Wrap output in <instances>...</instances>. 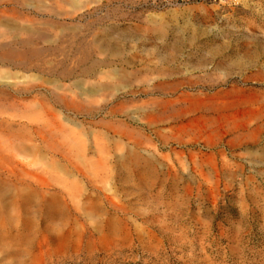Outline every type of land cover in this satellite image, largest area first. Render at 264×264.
Segmentation results:
<instances>
[{
    "label": "rangeland",
    "instance_id": "rangeland-1",
    "mask_svg": "<svg viewBox=\"0 0 264 264\" xmlns=\"http://www.w3.org/2000/svg\"><path fill=\"white\" fill-rule=\"evenodd\" d=\"M8 53L0 57V264H264V0H0V55ZM23 84L33 89L19 92ZM208 95L218 107L237 99L229 113L260 109L251 126L261 130L234 147L229 136L207 147L209 133L191 132L163 146L154 130L182 122H145L161 101L176 109ZM136 141L155 162L120 167ZM100 158L107 167L92 163ZM26 172L70 185L39 189ZM27 187L44 198L18 197ZM66 190L80 194L69 208Z\"/></svg>",
    "mask_w": 264,
    "mask_h": 264
},
{
    "label": "bare ground",
    "instance_id": "bare-ground-1",
    "mask_svg": "<svg viewBox=\"0 0 264 264\" xmlns=\"http://www.w3.org/2000/svg\"><path fill=\"white\" fill-rule=\"evenodd\" d=\"M27 9V8H26ZM12 48V47H11ZM10 53H8V54H1L0 55V57L2 58V57H5V56H8ZM12 62H14V61H12ZM15 63H22L21 61H17V62H15ZM236 65V64H235ZM236 67V66H235ZM162 81H163V79H162ZM51 82V81H50ZM9 83H11V82H9ZM8 83V84H9ZM13 83V82H12ZM20 83V82H19ZM157 83V82H156ZM168 83H170V82H168ZM32 84V83H31ZM161 84V83H160ZM158 85L159 87H161V85ZM177 84V83H176ZM3 85V84H2ZM14 85H15V83H14ZM24 85V84H23ZM51 85H53V84H51ZM169 85V84H168ZM21 86V85H20ZM57 86V85H56ZM155 86V85H154ZM153 86V87H154ZM172 86V85H171ZM177 86V85H176ZM175 86V87H176ZM6 87V86H5ZM174 87V88H175ZM17 88V87H16ZM39 88V87H38ZM54 88V87H53ZM154 88H156V87H154ZM172 88H173V86H172ZM234 88V87H233ZM31 89H33V88H31V87H27V86H23V87H21V88H19V92H28V91H30ZM161 90L163 89V88H160ZM167 89V88H166ZM18 90V89H17ZM173 90H175V89H173ZM55 91V90H54ZM177 91V90H176ZM175 91V92H176ZM234 91V90H233ZM236 91V90H235ZM228 92V91H227ZM232 92V91H231ZM242 92V91H241ZM18 93V92H17ZM179 93V92H178ZM221 93H223V92H221ZM220 93V94H221ZM234 93V92H233ZM244 93V92H243ZM203 94V93H202ZM214 94V93H213ZM246 94V93H245ZM248 94V93H247ZM14 95H16V94H14ZM193 95V94H192ZM191 95V96H192ZM210 95H212V94H210ZM217 95H219V94H217ZM225 95V94H224ZM231 95V94H230ZM243 95V94H242ZM250 95V94H249ZM202 96V95H201ZM213 96V95H212ZM253 95H251V97L249 98L250 99V101L254 98V96L252 97ZM184 97V96H183ZM189 97H190V95H189ZM188 97V98H189ZM204 97V96H203ZM185 98V97H184ZM191 98V97H190ZM189 98V99H190ZM202 97H200V98H192V100H189V104L187 105V106H183V107H180L179 106V108H173V105H172V102L174 101H161V102H159L160 104H158L159 106L161 105V106H163L162 108V111L160 112V113H158V114H148V115H146V116H144V119H145V122H146V124H148V125H156V124H159V123H169V122H171V120H173V121H180V122H182V123H180L178 126H174L173 128H172V126H170V127H166V128H161V129H157V130H154V135H155V137L158 139V140H160V142L163 144V146H165V145H169V144H172V142L173 143H178V144H182L183 142H185V140H183L184 139V137L186 136V134L187 133H189V132H191V134H193L194 135V137L195 138H199L200 139V137H203L204 135L203 134H205V133H209V134H211V132L213 133V137H209V134H207L208 136L206 137L207 138V140L205 141L206 142V145H208L207 147H209V146H211L212 144H213V141H214V139H221L223 136H229V139H228V141L226 142V144H227V146H229V147H234L235 145H240V143H243V142H245L244 140L246 139V138H248V137H254L255 136V134H257L261 129V125H256L254 128L251 126L252 124H253V122H254V120H256L255 122H257V118L259 117V115H260V109H259V111H250V110H248V111H244L245 110V108H244V112H242V113H240V112H238V113H236L235 111H233V113H229V111L230 110H232V109H234L236 106H238V105H236V103H237V99L234 101V100H228V101H225V102H223V105L221 106V107H218L217 106V103H216V106H211L212 104H211V99H212V97L210 98V96L208 95V98H210V99H201ZM205 98H207V97H205ZM215 98V97H214ZM235 98V97H234ZM234 98H232V99H234ZM181 99V98H180ZM186 99V98H185ZM225 99V98H224ZM259 99V98H258ZM177 100H178V98H177ZM219 100V99H218ZM217 100V101H218ZM239 100V99H238ZM240 100H241V103H242V101L244 100L242 97L240 98ZM246 100V99H245ZM245 100H244V102H245ZM248 100V99H247ZM246 100V101H247ZM184 101V100H183ZM186 101H188V100H186ZM186 101H184L185 103H186ZM214 101H216V100H214ZM39 102V101H38ZM72 102H75L74 100H72ZM89 102V101H88ZM175 102H176V100H175ZM179 102V101H178ZM243 102V103H244ZM248 102V101H247ZM247 102H245V103H247ZM258 102V101H257ZM40 103V102H39ZM38 103V104H39ZM77 103V102H76ZM242 103V104H243ZM256 103V102H255ZM37 104V103H36ZM43 104V103H42ZM42 104H39L40 105V108L41 107H44V106H41ZM74 104V103H73ZM240 104V103H239ZM248 104V103H247ZM33 105H35V104H33ZM33 105H31V107H33ZM184 105V104H183ZM244 105V104H243ZM242 105V106H243ZM15 106V105H14ZM20 106H21V104H20ZM37 106V105H36ZM46 106V105H45ZM49 106V105H48ZM74 106H75V104H74ZM239 106H241V105H239ZM24 108V107H23ZM46 109H47V106L45 107ZM74 108V107H73ZM79 108V107H78ZM151 108V107H150ZM207 108V109H206ZM239 108V107H238ZM262 108V107H261ZM21 109V108H20ZM43 109V108H42ZM247 109V108H246ZM251 109V108H250ZM255 109V108H254ZM47 110H51L52 111V108H51V106H49V109H47ZM75 110V109H74ZM17 111H19V110H17ZM45 111V110H44ZM50 111V112H51ZM200 111H202L203 113H205V112H207V111H211V112H217L216 114H218L217 116H215V117H203L204 115H203V113L200 115ZM53 112V111H52ZM155 112V111H154ZM198 113L199 112V116L197 115L196 117H194V118H190L191 120H189L188 122H186V123H184L183 121L186 119L185 117L187 116L186 114H188V113ZM54 113H55V111H54ZM51 114V113H50ZM210 114V113H209ZM53 115V114H52ZM59 115V114H58ZM211 115V114H210ZM48 116V115H47ZM56 117H59V116H56ZM188 117H189V115H188ZM48 118V117H47ZM49 119V118H48ZM51 119V118H50ZM52 119H54V118H52ZM184 119V120H183ZM261 119V118H260ZM4 120V119H3ZM55 120V119H54ZM54 120H53V123H54ZM56 120H59V119H56ZM183 120V121H182ZM188 120V119H187ZM45 121V120H44ZM51 121V120H50ZM41 122V121H40ZM49 122V121H48ZM259 122V121H258ZM53 125V124H52ZM46 126H48L49 127V125H46ZM50 127H55V126H50ZM59 127V126H58ZM62 127V126H61ZM25 128V127H24ZM45 128V127H44ZM56 128V127H55ZM61 129V128H60ZM58 131V130H57ZM34 132V131H33ZM53 132V134H54V131H52ZM59 133V132H58ZM37 134V133H36ZM35 134V135H36ZM39 134V133H38ZM34 135V136H35ZM58 135V134H57ZM57 135H56V137H55V139L57 138ZM153 135V136H154ZM188 135V134H187ZM38 136V135H37ZM190 136V135H189ZM212 136V135H211ZM258 136V135H257ZM53 138V137H52ZM190 138H188V140H189ZM250 139V138H249ZM249 139H247V140H249ZM41 140V139H40ZM152 140V139H151ZM188 140H187V142H188ZM194 140V139H193ZM192 140V141H193ZM225 140H227V139H225ZM254 140V139H253ZM46 141V140H45ZM56 141H57V139H56ZM149 142L150 140L148 139V138H145V140H144V142ZM190 141V140H189ZM202 141H204V140H202ZM218 141H221V140H218ZM58 142V141H57ZM60 142V141H59ZM144 142H142V141H136L135 143H132L133 144V146H132V148H130V154H128L127 156H121V157H119V158H117V160H116V162H118L119 163V165H120V167H124V166H129V167H131V166H134V167H140V166H142V165H144V166H146V168L147 167H149L150 166V163H152V155L148 158V157H142L141 155H140V153L138 152V151H144V150H141L140 148V146H141V144H143ZM191 142V141H190ZM194 142V141H193ZM222 142V141H221ZM192 143V142H191ZM200 143V142H199ZM59 144V143H58ZM198 144V143H197ZM203 144V143H202ZM217 144V143H216ZM54 145V144H53ZM61 145V147H62V144H60ZM64 145V144H63ZM81 145V144H80ZM136 145H140L139 146V148H137L136 147ZM214 145V144H213ZM13 146V145H12ZM33 146V145H32ZM55 146V145H54ZM204 146V145H203ZM9 147V146H8ZM65 147V146H64ZM135 147H136V149H138V150H136L135 151ZM154 147V146H153ZM170 147V146H169ZM27 148V146L25 147V149ZM34 149H35V147H33ZM63 148V147H62ZM23 149V148H22ZM39 149V148H38ZM173 149V148H172ZM200 149V148H199ZM31 150V149H30ZM98 150V149H97ZM155 149H153V151H154ZM222 150V149H221ZM7 151V150H6ZM9 151V150H8ZM42 151V150H41ZM175 151V150H174ZM218 151V150H217ZM16 152V151H15ZM25 152V151H24ZM37 152H38V150H37ZM39 152H40V149H39ZM46 152V151H45ZM179 152V151H178ZM199 152V151H198ZM211 153L213 152L212 150L210 151ZM216 152V151H215ZM220 152V151H219ZM221 152H223V151H221ZM226 152V151H225ZM27 153V152H26ZM150 153V152H149ZM176 153V152H175ZM218 153V152H217ZM18 154V153H17ZM28 154V153H27ZM27 154H24V155H27ZM220 154H222V153H220ZM38 155H40L39 153H38ZM56 155V154H55ZM169 155V154H168ZM175 155H177V154H175ZM15 156V155H14ZM28 156V155H27ZM42 156V155H41ZM101 156V155H100ZM221 156V155H220ZM26 157V156H25ZM24 157V158H25ZM39 157V156H38ZM40 158V157H39ZM46 158V157H45ZM102 158V157H101ZM99 159L98 161H94V162H92V163H96L97 165H99V166H101V167H107V164H109L107 161H103L102 159ZM41 159V158H40ZM78 159V158H77ZM86 159V158H85ZM106 159V158H105ZM108 159V158H107ZM106 159V160H107ZM224 159V158H223ZM79 160V159H78ZM77 160V161H78ZM109 160V159H108ZM180 160H182V159H180ZM4 161V160H3ZM9 161V160H8ZM35 161V160H34ZM77 161H76V164H77ZM154 161V160H153ZM224 161V160H223ZM81 162L82 161H80V164L79 165H81ZM155 162V161H154ZM164 162V161H163ZM166 162V161H165ZM164 162V164L167 166V162L165 163ZM212 162V161H211ZM226 162V161H225ZM7 163V162H6ZM35 163V162H34ZM30 164H31V161H30ZM29 164V165H30ZM51 164V163H50ZM74 165L75 166V169H77V171H79L78 173H80L81 171H80V169H79V167H81L82 168V166H78V165ZM89 164V163H88ZM111 164V163H110ZM163 164V165H164ZM208 164H210V163H208ZM223 164V163H222ZM9 165V164H8ZM23 165V164H22ZM26 165V164H25ZM29 165H27V166H29ZM34 165V164H33ZM38 165V164H37ZM46 165V164H45ZM52 165V164H51ZM56 165V164H55ZM161 165V164H160ZM42 166H44V165H42ZM92 166V165H91ZM90 166V167H91ZM94 166V165H93ZM171 166V165H170ZM37 167V166H36ZM51 167H53V166H51ZM56 167V166H55ZM62 167V166H61ZM208 167V166H207ZM206 167V168H207ZM225 167V166H224ZM231 167V166H230ZM239 167V166H238ZM35 168V167H34ZM44 168H45V166H44ZM93 168V167H92ZM94 168H96V167H94ZM98 168V167H97ZM110 168V167H109ZM169 168V167H168ZM167 168V170H169ZM209 168H210V166H209ZM226 168V167H225ZM5 169V168H4ZM41 169V168H40ZM55 169L56 168H54V171H55ZM104 169V168H103ZM174 169V168H173ZM211 169V168H210ZM227 169V168H226ZM61 170V169H60ZM62 170H63V172H64V174H68V170H67V167L66 166H63L62 167ZM92 170V169H91ZM98 170V169H97ZM101 170V169H100ZM109 170V169H108ZM117 170V169H116ZM179 170V169H178ZM224 170V169H223ZM71 171V170H70ZM103 171V170H102ZM150 171V170H149ZM207 171V170H206ZM210 171H212V170H210ZM220 171V170H219ZM229 171V170H228ZM12 172V171H11ZM10 172V173H11ZM74 172V171H73ZM84 172H86V170L84 171ZM90 172V171H89ZM96 172H98V171H96ZM109 172V171H108ZM129 172V171H128ZM153 172V171H152ZM156 172V171H155ZM39 173V172H38ZM54 173V172H53ZM76 173V172H75ZM99 173V172H98ZM165 173V172H164ZM184 173V172H183ZM203 173V172H202ZM211 173V172H210ZM224 173V172H223ZM229 173V172H228ZM227 173V174H228ZM63 174V175H64ZM93 174V173H92ZM94 174H95V172H94ZM93 174V175H94ZM109 174V173H108ZM147 174V173H146ZM204 174H205V172H204ZM24 175L25 176H23L24 178L23 179H25V180H31V182H33V184L34 185H36L39 189H43L44 187H46V186H48V185H51V183L52 182H54L56 185H59V186H61V188H67L68 187V185H70V183L66 180V179H63V178H61V179H59V180H57L56 179V177H45L44 176V174H43V176H41L40 174H36V173H29V172H26V173H24ZM72 175V174H71ZM80 175H83V172L82 173H80ZM90 175V174H89ZM88 175V176H89ZM105 175L106 176H108L107 175V173H105ZM158 175H159V173H158ZM161 175V174H160ZM162 175H164V174H162ZM207 175H208V173H207ZM207 175H205V176H207ZM215 175V174H214ZM78 176V175H77ZM87 176V177H88ZM92 176V175H91ZM103 176V175H102ZM105 176V177H106ZM113 176H115L114 174H113ZM155 176V175H154ZM172 176H174V175H172ZM204 176V177H205ZM11 177V176H10ZM67 177V179H68V176H66ZM74 177V176H73ZM96 176L94 175V176H92V178H95ZM109 177V176H108ZM116 177V176H115ZM120 177V176H119ZM139 177V176H138ZM148 177V176H147ZM152 176H150V178H151ZM169 177V176H168ZM200 177V176H199ZM208 177V176H207ZM207 177H205V178H207ZM16 178V177H15ZM86 178V177H85ZM17 179V178H16ZM76 179V178H75ZM82 179V178H81ZM98 179H99V181L100 182H102V184L105 182V180H103V178L102 177H98ZM105 179V178H104ZM110 179V178H109ZM112 179V178H111ZM141 179V178H140ZM202 179V178H201ZM217 179V178H216ZM215 179V180H216ZM226 179V178H225ZM80 180V179H79ZM88 180V179H87ZM89 180H91L90 178H89ZM95 180V179H94ZM212 180V179H211ZM210 180V181H211ZM84 181V180H83ZM92 181V180H91ZM158 181V180H157ZM214 181V180H213ZM219 181V180H218ZM30 182V181H29ZM99 182V183H100ZM141 182V181H140ZM198 182H200V181H198ZM92 183H95V182H93L92 181ZM91 183V184H92ZM202 183V182H201ZM207 183V182H206ZM210 183V182H209ZM213 183V182H212ZM23 184H25V183H23ZM32 184V185H33ZM55 184H53V185H55ZM98 184V183H97ZM101 184V183H100ZM110 184V183H109ZM30 185H31V183H30ZM79 185V183L77 184L75 181L72 183V185L70 186V187H77ZM85 185V184H84ZM88 185H89V183H88ZM154 185V184H153ZM201 185V184H200ZM18 186V185H17ZM22 186V185H21ZM52 186V185H51ZM92 186V185H91ZM101 186V185H100ZM103 186H105L104 184H103ZM207 186V185H206ZM22 187H24V186H22ZM54 187V186H53ZM79 187V186H78ZM77 187V188H78ZM97 187V186H96ZM147 187V186H146ZM18 188V187H17ZM33 188V187H32ZM38 188H34V190H31L29 187H27V189L29 190V192H25V191H20L21 193H18V197L19 196H21V198L23 199V200H28V202H29V200H31L32 198H34L36 195H38L40 198H41V200H42V198H44V196H45V194H43L42 193V191L41 190H38ZM57 188H58V186H57ZM69 188V187H68ZM76 188V189H77ZM85 188V187H84ZM99 188V187H98ZM97 188V189H98ZM20 189H21V187H20ZM79 189V188H78ZM105 189V188H104ZM106 189H107V187H106ZM127 189V188H126ZM130 189V188H129ZM24 190H26V189H24ZM68 190V189H67ZM67 190L65 191V195L64 196H61L60 198H61V202L62 203H64V206L65 207H67V208H69L68 207V204H67V200H69V201H73V198L74 197H76V196H78V195H80V194H78V193H76V192H74V193H72L73 192V190H71V192H70V190H69V192H67ZM99 190V189H98ZM111 190V189H110ZM41 192L42 194H40L39 195V193L38 192ZM48 191V190H47ZM62 191V190H61ZM76 191V190H75ZM78 191V190H77ZM17 192V191H16ZM60 192V191H59ZM67 192V193H66ZM112 192V191H111ZM47 193V192H46ZM51 193H53V192H51ZM63 193V192H62ZM106 193V192H105ZM108 193V192H107ZM106 193V194H107ZM110 193V192H109ZM114 193H116V192H114ZM61 194V193H60ZM84 194V193H83ZM82 194V195H83ZM126 194H127V192H126ZM86 195V194H85ZM91 196V195H90ZM94 196V195H93ZM119 196V195H118ZM91 198V197H90ZM115 198V197H114ZM123 198V197H122ZM78 199V198H77ZM16 200H18V199H16ZM33 200H35V199H33ZM121 200V199H120ZM52 201V200H51ZM53 202V201H52ZM58 202V201H57ZM110 202H113V201H110ZM30 203V202H29ZM35 203V202H34ZM51 203V202H50ZM78 203H79V201H78ZM88 203V202H87ZM117 203V202H116ZM125 203V202H124ZM52 204H54V203H52ZM61 204V203H60ZM108 205H109V203H107ZM112 204V203H111ZM121 204V203H120ZM120 204L118 205V203H117V205L118 206H120ZM123 204V203H122ZM43 205V204H42ZM70 205H71V203H70ZM69 205V206H70ZM76 205V204H75ZM100 205V204H99ZM37 206V205H36ZM52 206H54V205H52ZM80 206V205H79ZM114 206V205H113ZM34 207V206H33ZM56 207V206H55ZM54 207V208H55ZM59 207V206H58ZM103 207V206H102ZM106 207V206H105ZM111 207V206H110ZM115 207V206H114ZM124 207V206H123ZM29 208V207H28ZM27 208V209H28ZM35 208V207H34ZM60 209H61V207H59ZM93 208V207H92ZM91 208V209H92ZM31 209V208H30ZM37 209V208H36ZM35 209V210H36ZM42 209V208H41ZM50 209V208H49ZM60 209H59V211H60ZM74 209V208H73ZM101 209V208H100ZM99 209V210H100ZM115 209V208H114ZM117 209V208H116ZM118 209H120V208H118ZM40 210V209H39ZM43 210V209H42ZM68 210V209H67ZM86 210V209H85ZM103 210V209H102ZM122 211H123V209H121ZM29 211V210H28ZM69 211V210H68ZM107 211H109V210H107ZM120 211V210H119ZM121 211V212H122ZM43 212V211H42ZM45 212V211H44ZM70 213V212H69ZM78 213H79V211H78ZM93 209L92 210H90V212L88 211L87 212V214H88V216H90L91 215V217L93 216ZM101 213V212H100ZM116 213V212H115ZM124 213V212H123ZM86 214V215H87ZM95 214V213H94ZM38 215V214H37ZM120 215V214H119ZM39 216V215H38ZM84 216V215H83ZM101 216V215H100ZM90 217V218H91ZM87 218V217H86ZM93 218V217H92ZM94 218H96L95 216H94ZM93 218V219H94Z\"/></svg>",
    "mask_w": 264,
    "mask_h": 264
}]
</instances>
